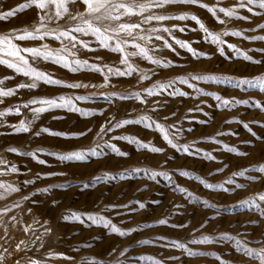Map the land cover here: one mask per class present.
<instances>
[{
  "label": "rangeland",
  "instance_id": "1",
  "mask_svg": "<svg viewBox=\"0 0 264 264\" xmlns=\"http://www.w3.org/2000/svg\"><path fill=\"white\" fill-rule=\"evenodd\" d=\"M27 2L28 0H0V11L6 12ZM202 2L207 3L210 7L228 8L237 5L239 0H202ZM80 7V4L77 3L76 8ZM252 7V12L247 9H238L241 16L249 17L248 20L237 17L229 18L223 13L217 12L224 23L217 21L207 9L199 5H171L165 10L164 14L171 16H178L183 12L195 14L214 33L233 30L242 31L244 36L228 35L223 36L222 39L227 40L230 44H235L237 49L247 52L255 60H261V64H255L243 59V57L236 56L234 51L226 46V55L221 56L216 51V45L212 44L210 40H205L204 33L199 29L196 22L190 19L152 22L150 25L142 24L141 27L144 29L149 27L172 28L173 25L184 27V32L174 29L173 35L178 39L188 40L198 51L208 53L211 59L195 58L185 49L179 48L173 43V47L179 53V55H176V53L164 47L162 42L153 40L150 46L155 48L154 56L171 60L176 66L161 69L140 56H131L130 60L133 65L156 73L151 80L139 81L138 74L133 73L132 76H113L110 78L109 85L99 87L104 82L101 73L87 68L72 72L60 64L45 61L42 58L33 60L30 54H24L33 67L52 75L56 79L64 80L68 84L81 82L97 85V87L88 88H69L65 85H49L39 82L38 87L35 89L21 88L17 89L15 94L10 97H0L3 100L0 103V112H3L7 108L15 109L17 105H23L27 101L38 97L63 96L74 98L75 96H88L89 98L86 100H73V102L77 107L95 113V115L81 116L79 112L69 111L67 108L51 109L40 114L27 133H15L11 126L18 125L21 119L26 122L31 120L32 113L29 109L21 108L20 114L13 111L0 116V159L7 161L6 164H0V169H3L0 172V181L6 186L2 192L3 195L0 197V209H10L8 213H0V216L8 218L10 221L14 212L24 209L26 215H23V221L25 223L26 221L29 223L32 221L29 224L32 227L40 226L44 221L50 223L52 232L49 234V238L47 237V241L51 240L50 242H53V244L60 242L62 247L59 254L62 255H59V258L56 259V249L54 247L48 248L45 245L46 242L42 241L43 247L39 243V250L36 253L40 252L39 254L43 255L46 264H92L93 258L106 261L107 264H115L119 252L125 248L128 249L126 253L128 261L135 262V264H154V260H167L170 256H181V260L168 261V264H220V260L216 259L215 256H187L182 254V250L163 246L172 240H181L188 243L189 247L200 252L216 253L228 264H260L258 258L241 254L235 248L234 241L218 240L210 244H192L191 241L201 235L216 236L220 233H228L233 237L245 240L249 247L259 248L264 246V216H261L255 207H249L241 203L259 193H264V174L256 171L259 166L264 165V110L254 106L255 101L264 104V90L249 87L237 88L233 84L217 83L215 81H193L207 93H218L228 100L249 101L247 104L237 103L229 107H218V102L213 96L204 94L197 96L188 85L179 84L177 87L188 92L189 96L170 97L167 93H163L159 96L147 97L148 103L143 104L134 99L121 101L118 96L109 99L107 95L110 93L140 92L157 80L165 82L189 73L214 74L236 78H253L264 74V53L255 51V49L264 48V40L244 38L264 36V29L257 28V25L264 24V9H261L258 5ZM54 13L55 5H52L50 14L54 15ZM40 15H43V13L35 5L17 11L14 16L9 17L7 20H0V36L8 35L14 29L18 30L17 34L25 29L33 31L40 25ZM140 19L139 16L125 17L121 22L139 23ZM71 26H73V22L68 21L66 18L45 21L46 29L62 30ZM98 26L105 27L108 26V23L102 22ZM111 26L115 27L114 24ZM193 29L196 30L193 31ZM145 33H147L146 35L150 34L146 31L135 34L143 35ZM158 34L164 35L167 39L165 33ZM80 38L87 40L90 47L96 50L89 51L77 45V49L73 50L75 56H72L70 52L64 53L69 55V59L87 60L89 63L106 64L122 69L125 67L119 63L121 53L99 48L95 38L91 35L80 36ZM120 38L127 39L128 37L121 33ZM13 42L22 48L40 47L44 44H47L50 49L61 48V42L52 37H47L44 40H14ZM136 42L141 43L139 40ZM169 42L172 43L171 40ZM65 45L69 49L71 48L70 45H67V41H65ZM126 50L129 52L135 51L131 44L126 46ZM97 57H100V60H97ZM4 77H10L11 79L4 80ZM0 80H3L0 87L5 89L15 88L20 83L31 82L28 77H25L22 73H16L4 64H0ZM154 101H159L164 107H158L157 111L153 112ZM197 106L202 108L203 111H195L194 109ZM29 107H38V105H29ZM189 109H193V111H189ZM172 112L176 113L174 117L171 116ZM113 116L118 120H136L147 116L152 120H159L160 123L166 126L178 124L184 130L182 135L175 136V129H168L169 136L173 138L174 143L193 145L194 148L202 149L216 159L209 160L202 156H189L184 152H178L167 144L162 134L155 127L148 128L142 123L125 125L108 133L103 138L97 137L96 133L99 131V126ZM164 116L170 118L164 121ZM201 121H205V123H201ZM243 123H247L252 127L261 139L257 140L253 137L243 127ZM45 127L53 132H86L87 134L76 137L53 136L48 133L35 135L37 131ZM189 128L192 129L191 132L187 131ZM88 129H91V131H87ZM232 133H235V135ZM119 136L133 137L151 146L161 147L164 152L154 153L150 149H138L135 144L129 143L127 140L114 139V137ZM209 137L215 139L210 140ZM245 141H251V143H245ZM105 142L115 144L121 151H126L129 155L121 157L111 152ZM224 145L235 147L240 152L247 153V155L240 156L230 152ZM12 148L18 149L20 153L36 152L38 158L45 160L47 163L40 164L32 156L9 151ZM91 148H96L97 151L105 152L107 155L100 157L89 155L86 161H65L47 154H64L77 150L87 151ZM41 149L44 151H39ZM13 165L19 169L18 172L9 170ZM135 168L147 169L149 172L166 171L172 176L174 183L169 184L163 176H157L155 180H152L144 172L126 175L125 178L95 181L96 177L104 174L117 175ZM217 168H223L224 170L217 172ZM178 169L187 170L191 175L182 176L177 171ZM244 169H248L246 175H234V173ZM47 173H56L57 175H46ZM197 176L207 183L226 187L229 191H222L220 187L208 189L201 180L195 178ZM249 176L259 178L250 180ZM32 179H35L34 184L25 185L23 183ZM11 183L19 187L20 191H11L8 187L12 186ZM84 183L89 184L87 189L83 188ZM49 185H57L58 187L52 188L48 193H37L34 197H30L28 201L22 199V197L35 192L37 188H44ZM60 185L67 186L60 187ZM174 185L186 188L200 199L190 201L184 194L175 191ZM240 185H244V187H240ZM33 200L36 201L35 204L32 203ZM136 200L144 202L146 207L139 209L137 205L130 203ZM204 200L217 205L219 209L218 216L216 215V209L204 206ZM53 201H56V203L53 204ZM153 201L159 203H153ZM17 203L20 206L13 207ZM113 204H128L129 208L118 207L112 209L109 206ZM177 204H183L184 208L173 215L174 206ZM133 207L137 208L135 212L130 210ZM29 208H31V213L27 211ZM71 214H81L84 223L79 220L64 219L65 216ZM83 214L105 217L121 229L141 227L129 236L122 237L110 232L102 223L94 224L88 221ZM165 217L169 218L170 224L188 223V221H191V223L184 229H173L168 225L156 224L158 219ZM210 217H215V219L209 220L204 229H199L200 223ZM6 227L3 231L4 235L7 234ZM58 228L60 229L58 230L59 234L55 232ZM160 237H166L167 239L162 241L159 239ZM149 240L154 242L139 243V241ZM113 249H116L115 253H113ZM27 252L28 250L25 251V249L10 248L6 254L7 261L3 264H15L17 260L20 264H27L26 261L29 260L25 256ZM66 257H71V259ZM148 257L154 259H147ZM119 258L124 259L123 257Z\"/></svg>",
  "mask_w": 264,
  "mask_h": 264
},
{
  "label": "snow or ice",
  "instance_id": "2",
  "mask_svg": "<svg viewBox=\"0 0 264 264\" xmlns=\"http://www.w3.org/2000/svg\"><path fill=\"white\" fill-rule=\"evenodd\" d=\"M80 4V8H76V4ZM175 4H187V5H199L202 8L207 9L214 18L220 23H224L223 20L217 15V12L223 13L225 16L237 17L242 20H248L249 17L241 16L238 12V9H247L249 12L253 11L254 5H258L261 9H264V0H239L238 4L232 7H210L207 3H203L202 0H28L27 3L20 4L17 8L9 9L8 11H0V20H7L9 17L14 16L17 11H22L23 9L35 5L43 15L39 16L40 25L38 28H35L33 31H28L27 29L19 31L13 30L12 33L8 35L0 36V64L6 65L8 68L13 69L16 73H22L25 77H28L31 81L30 83H20L15 86V88H3L0 87V97H10L15 94L17 89L21 88H30L35 89L38 87L39 82H43L49 85H65L69 88H88V87H97V85H89L81 82H75L68 84L66 81L61 79H56L52 75L39 70L36 67H33L32 64L29 63V60L26 55L30 54L33 60L43 59L45 61H52L56 64H60L65 68H68L72 72H78L82 69H91L94 72L101 73L103 75V84L99 85V87H104L110 84V78L115 77H124V76H132L133 73L138 74L139 81L151 80L152 76L156 75L154 71L144 70L132 64L130 57L131 56H140L144 60L148 61L150 64L154 66H158L161 69L171 68L174 65V62L171 60H167L165 58H158L154 56L155 48L150 46L153 40L162 42V45L172 52L179 55L176 52V48L173 47V43L177 45L179 48L185 49L188 53H190L195 58H208L211 57L208 53L203 51H198L196 48L192 46V43L188 40L178 39L175 35H173V30L177 29L180 32H184V27H179L177 25H173L172 28L168 27H149L144 29L141 25H150L152 22H163L172 19L178 20H192L195 21L198 25L199 29L204 33V39L210 40L212 44L216 45V51L221 55L225 56V46L234 51L235 55L238 57H243V59L255 63L261 64V60H255L251 55H248L247 52L237 49L235 44L228 43L227 40L222 39L223 36H244V33L239 30L233 31H224L221 33H214L209 30L208 27L205 26L203 21L199 19L195 14H191L188 12H183L178 16H171L164 14L165 10ZM55 5V13L54 15L50 14V7ZM71 9V10H70ZM139 16L141 17L139 23H126L121 22L125 17ZM62 18H66L68 21L73 22V26L66 27L64 29H46L45 21H51L53 19L60 20ZM102 22H107L108 26L101 27L98 26ZM115 25L112 27L111 25ZM257 28L264 29V24L257 25ZM196 29H193L195 31ZM148 32L149 35H136L135 33L139 32ZM165 33L167 35V39L164 35H159L158 33ZM125 34L127 39H121L120 34ZM79 34V35H78ZM95 38L97 45L99 48L110 50L111 52L121 53V59L119 63L124 65L125 67L122 69L120 67H112L109 65H101L100 63H89L87 60L80 59H69V55L64 53H69L72 56H75V51L77 49V45L83 47L84 49H88L89 51H95L96 49L90 47V43L87 40L81 39L80 36H89ZM47 37H52L57 41L61 42L60 49H50L47 44H44L40 47H20L18 44L14 43V40H44ZM245 39H259L264 40V36H253V37H244ZM139 40L141 43H137ZM172 41V43L169 42ZM65 41H67V45H70L69 49L65 45ZM131 44L135 51L129 52L126 50V46ZM255 51L264 53V48L255 49ZM100 60V57L96 58ZM11 79L10 77H4V80ZM193 81H215L217 83H227L233 84L237 88L249 87V88H259L260 90H264V74L253 78H236L222 75H214V74H192L189 73L185 76H177L173 79H169L165 82H161L157 80L152 83L150 86L144 88L140 92H132V93H110L107 94L108 98L111 99L113 96H118L121 101L124 100H138L143 104H147V97H155L162 95L163 93H167L168 96H179L186 97L189 96V93L186 91H182L177 85H188L189 88L193 89L194 93L199 96L201 94L211 95L218 102V107H229L234 106L235 104H247L249 101L247 100H228L223 98L218 93H207L203 88L198 87L196 83ZM3 84V80H0V85ZM88 96H75L74 98L67 97H38L33 98L23 105H17L15 109L7 108L5 111L0 112V116H4L6 113H11L15 111L16 114H20L21 108L29 109L32 113V119L27 120L21 119L18 125H12V130L15 133H27L31 130V126L33 122L39 118L40 114L49 111L55 108H67L69 111L79 112L81 116H89L95 115L94 112L86 111L82 108L76 106L73 100H86ZM3 100L0 99V103ZM29 105H38V107L30 108ZM255 107L264 110V104H261L259 101H255ZM158 107H164L161 105L159 101L153 102L152 111H157ZM195 111H203L199 106L194 109ZM189 111H193V109H189ZM176 115L175 112L171 113V116L174 117ZM207 115V114H206ZM170 117L164 116L163 120L167 121ZM134 123H142L148 128L155 127L162 136L163 139L169 144L172 148L176 149L178 152H184L189 156H202L209 160H215L216 158L212 156L210 153L203 151L202 149L194 148L193 145L189 144H178L173 142V138H170L168 129H175V136H179L183 134V129L178 126V124L173 125H165L160 123L159 120H152L147 116L140 117L136 120L133 119H117L115 116L106 120L104 124L99 126V131L96 133L97 137L103 138L108 133L115 131L116 129L122 128L125 125L134 124ZM201 123H205V121H201ZM243 127L247 129V131L255 137L257 140L261 139L260 136H257V133L253 131L252 127H250L247 123H243ZM87 131H91L88 129ZM187 131L191 132L192 129L189 128ZM41 133H48L53 136H84L86 132H76V133H64V132H53L49 128H41L39 131L35 133L36 136H39ZM235 135V133H232ZM116 140H127L129 143H133L137 146L138 149H150V151L154 153H163L164 149L161 147L151 146L146 144L138 139L129 136H119L114 137ZM208 139L214 140V137H209ZM220 143L219 141H216ZM108 149L111 152L121 156L127 157L129 155L126 151H121L115 144L110 142H105ZM245 143H251V141H245ZM100 147V146H98ZM224 147L233 153H236L240 156H245L247 153L240 152L235 147H229L228 145H224ZM9 151L17 152L20 155H29L34 159H37L38 163L46 164L45 160L39 159L36 152H27L20 153L18 149L12 148ZM44 151V150H39ZM48 155L56 156L60 160L65 161H86L89 158V155L92 157H100L102 155H107V153L102 151H97L96 148H91L87 151H72L69 153H47ZM7 161L0 159V164H6ZM227 167V165H225ZM11 172H18L19 169L13 165L9 169ZM223 168H217V172H222ZM3 169H0L2 172ZM179 174L182 176H190L191 174L187 170L178 169ZM256 171L261 174H264V165L259 166ZM144 172L146 175H149V178L155 180L157 176H163L166 180H168L169 184H173L172 176L166 171H151L149 172L147 169L135 168L127 170L125 173H119L117 175H109L104 174L102 176L96 177L95 181L100 180H114L117 178H125L126 175H135L138 173ZM248 173V169H244L240 172L234 173V175L244 176ZM46 175H57L56 173H47ZM197 180H201L204 183V186L208 189H216L218 187L221 188L222 191H229L228 188L223 186H218L216 184L207 183L203 181L200 177H195ZM256 176H249L250 180L258 179ZM25 185L34 184L35 179L26 180L23 182ZM234 183V182H233ZM67 185H60V187H64ZM5 184L0 181V188H5ZM11 191L19 192L20 188L15 185L8 186ZM58 187L57 185H49L44 188H37L35 192L30 193L28 196L22 197L23 200L28 201L30 197H34L37 193H48L52 188ZM89 187L88 183L83 184V188L87 189ZM240 187H244V185H240ZM174 190L184 194L190 201L199 200L200 198L195 196L192 192H189L186 188L180 187V185H174ZM3 195V194H0ZM33 204L36 201H32ZM56 201H53L55 204ZM134 203L138 206L139 209H144L146 204L139 200L130 202ZM153 203H159L158 201H153ZM242 204H245L249 207H255L261 216H264V193H259L256 196L250 197L249 199L242 201ZM204 206L212 209H216V215H219V209L217 205L209 203L207 200L203 201ZM20 205L14 204L13 207H19ZM112 209L122 207L125 209L129 208L128 204L125 205H117L113 204L109 206ZM184 208L183 204H177L174 206L173 215L180 212V210ZM135 212L137 208L133 207L130 209ZM10 211L8 208L0 209V213H5ZM31 213V208L27 210ZM86 216L88 221L92 223H102L106 229H109L110 232L116 233L119 236H129L131 233L139 230L141 226L135 228L121 229L114 225L111 220L93 214H83ZM182 215V213H181ZM15 219V217H13ZM65 220L73 219L79 220L81 223H84V219H82L81 214H71L70 216H65ZM215 217H210L206 219L204 222L200 223L199 229H204L209 220H214ZM191 221L188 223H169V218L165 217L163 219H158L156 224L159 225H168L173 229H184L190 225ZM146 226V225H145ZM43 231L40 236H36L30 244H35L37 241H41V247H43L42 237L51 234L52 227L48 221H44L41 225ZM32 230L31 225H27L24 227L25 232H29ZM160 240H166V237H160ZM218 240H231L234 241L235 248L245 256H251L258 258L260 264H264V246L259 248L249 247L248 243L245 240H241L238 237H233L228 233H220L216 236L209 235H201L199 238H194L191 243L192 244H210L216 242ZM154 241H139V243H152ZM29 243L21 240L16 244V249L21 250V245H24L25 248L30 246ZM164 247L173 248L182 250V254L187 256H196V255H211L215 256L216 259L220 260V264H228L227 261L221 259V257L216 253L211 252H200L194 250L189 247L188 243H185L181 240H172L168 241L163 245ZM7 252V249H4L3 252H0V264H3L4 253ZM116 252V249H113V253ZM128 249L125 248L123 251L119 252V257H123L124 259H120L119 257L115 260V264H135V262L128 261L126 253ZM62 255V254H58ZM67 259H71V257H66ZM142 259H144L142 257ZM147 259H154L152 257H148ZM181 260V256H170L167 260H154V264H168V261H179ZM15 264H20L19 260L15 262ZM29 264H39V261L31 260ZM92 264H107L106 261L96 260L93 258Z\"/></svg>",
  "mask_w": 264,
  "mask_h": 264
},
{
  "label": "bare ground",
  "instance_id": "3",
  "mask_svg": "<svg viewBox=\"0 0 264 264\" xmlns=\"http://www.w3.org/2000/svg\"><path fill=\"white\" fill-rule=\"evenodd\" d=\"M146 34L147 33H145L143 35H146ZM1 176H3V175H1ZM10 185H12V183ZM3 189H5V188H0V194H2ZM0 197H1V195H0ZM16 212H14V214H13V217H15V219H13L11 217L12 220H10V221L8 220V218H5L3 216H0V252H3L4 249H7L8 250L10 248H16V244L19 243L21 240H23L26 243H29L30 244V242L36 236H40L41 233H42V231H43L41 225L40 226L37 225V226L32 227V230L31 231L25 232L24 231V227L27 226V225H29V224H31L32 221H30V223L27 222V221L25 223V221H23V215H26L25 214L26 211L24 209H20L17 213ZM41 224H42V222H41ZM5 227H6V230H7V234L6 235H4V233H3V231L5 230ZM39 227H41V228H39ZM58 230H60V229L58 228L57 230H55V232L58 233ZM48 236L49 235L42 237V241H45L46 242L45 245L48 248L54 247L56 249V252L57 253L55 254V257H56V259H58L59 258V255L58 254L61 252V247L62 246L60 245V242H57V244H55V243L53 244V242H50L51 240L48 242L47 241V239L49 238ZM58 238H57V241L59 240ZM39 243H41V241H37L35 244H30V246L27 248L28 252L25 253L26 254L25 256L29 259L28 261H26L27 264H29V261H31V260L39 261V264H44L46 262L43 259L44 258L43 255H40L39 254L40 252L39 253H36L39 250ZM21 249H25V251H27L26 248L24 247V245H21ZM6 254H7V252L4 253V257L5 258L3 260V263L7 261Z\"/></svg>",
  "mask_w": 264,
  "mask_h": 264
}]
</instances>
